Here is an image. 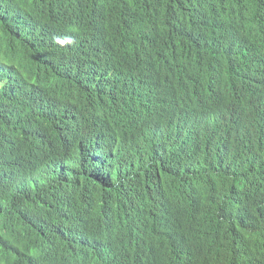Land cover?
<instances>
[{"label": "trees", "instance_id": "trees-1", "mask_svg": "<svg viewBox=\"0 0 264 264\" xmlns=\"http://www.w3.org/2000/svg\"><path fill=\"white\" fill-rule=\"evenodd\" d=\"M0 264H264V0H0Z\"/></svg>", "mask_w": 264, "mask_h": 264}, {"label": "clouds", "instance_id": "clouds-1", "mask_svg": "<svg viewBox=\"0 0 264 264\" xmlns=\"http://www.w3.org/2000/svg\"><path fill=\"white\" fill-rule=\"evenodd\" d=\"M153 116L157 117L159 120H163L162 115L157 112ZM103 119L108 125L114 128V130L121 136L126 138V146L129 147L132 143V138L134 135L136 121L132 118L127 119H120L116 117L115 119L113 116L108 117H99Z\"/></svg>", "mask_w": 264, "mask_h": 264}]
</instances>
